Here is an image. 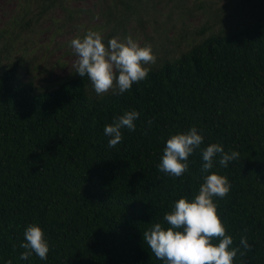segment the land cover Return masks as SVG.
I'll list each match as a JSON object with an SVG mask.
<instances>
[{"label":"trees","instance_id":"trees-1","mask_svg":"<svg viewBox=\"0 0 264 264\" xmlns=\"http://www.w3.org/2000/svg\"><path fill=\"white\" fill-rule=\"evenodd\" d=\"M42 1L40 13L67 9L68 0ZM242 10L226 28L200 27L177 55L157 57L122 95H98L76 72L41 89L0 62V264H166L143 232L166 229L164 215L213 172L232 185L215 198L230 248L241 236L253 246L233 264H264V0H244ZM130 110L140 113L135 131L123 129L109 148L105 126ZM192 127L204 142L189 170L161 172L167 140ZM212 143L240 156L226 168L217 158L204 173L201 149ZM31 224L45 231L47 260L20 259Z\"/></svg>","mask_w":264,"mask_h":264},{"label":"clouds","instance_id":"clouds-1","mask_svg":"<svg viewBox=\"0 0 264 264\" xmlns=\"http://www.w3.org/2000/svg\"><path fill=\"white\" fill-rule=\"evenodd\" d=\"M70 46L78 57L74 64L76 73L80 77L87 76L98 95L109 91L122 95L131 90L134 83L147 78L151 71L147 65L155 64L157 59L151 44L141 46L131 35L124 41L111 38L105 44L99 32L89 30L82 38L72 39ZM139 116L138 111L130 110L105 126L104 134L110 137L109 148L122 142L123 129L135 131L134 122ZM203 142L204 136L196 127L187 133L172 135L166 142L159 170L172 177L183 176L189 170V157L200 149ZM201 154L204 173L214 168L217 158L219 165L226 168L229 162L240 156L238 151L226 152L218 143L201 149ZM231 188L227 176L216 172L206 175L192 201L181 198L175 202L173 210L164 215L166 229L161 223H155L143 232L144 242L151 253L166 264H233L238 254L244 256L250 252L253 246L246 236L240 237L239 247L230 248L233 236L227 234L215 203V198L223 199ZM214 240L218 243H213ZM19 247L24 249L21 260H27L33 254L47 260L50 251V243L39 224L26 228L24 242Z\"/></svg>","mask_w":264,"mask_h":264},{"label":"rangeland","instance_id":"rangeland-1","mask_svg":"<svg viewBox=\"0 0 264 264\" xmlns=\"http://www.w3.org/2000/svg\"><path fill=\"white\" fill-rule=\"evenodd\" d=\"M68 0L40 13L42 0H0V62L38 88L55 86L76 72L70 41L89 30L103 39L131 35L151 44L156 57L177 55L196 31L224 29L242 17L244 0ZM209 32L210 30H206ZM49 88V87H48Z\"/></svg>","mask_w":264,"mask_h":264}]
</instances>
